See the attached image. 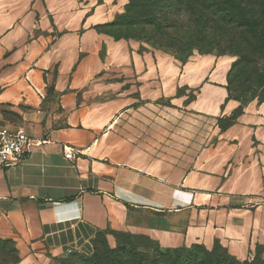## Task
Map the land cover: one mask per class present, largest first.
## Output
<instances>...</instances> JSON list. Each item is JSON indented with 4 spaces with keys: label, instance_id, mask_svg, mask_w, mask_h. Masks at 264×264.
I'll return each instance as SVG.
<instances>
[{
    "label": "crops",
    "instance_id": "1",
    "mask_svg": "<svg viewBox=\"0 0 264 264\" xmlns=\"http://www.w3.org/2000/svg\"><path fill=\"white\" fill-rule=\"evenodd\" d=\"M122 7L119 0H0V58L10 64L0 72V105L21 121L10 128L0 115V127L20 128L39 143L21 164L0 171V239L14 242L17 264L91 255L93 239L106 230L142 234L161 248H211L218 241L243 260L256 244L264 246V102L243 106L222 134L229 135L228 161L219 167L230 172L229 187L241 188L223 184L213 193L190 191L188 175L172 179L110 160L97 147L99 131L82 126L91 120L83 99L94 76L113 71L120 78L110 84L117 85L116 100L106 108L125 106L126 70L143 80L137 88L147 90L148 105L162 86L151 52L95 29ZM216 89L224 114L238 108L224 102L225 88ZM200 104L198 98L197 112ZM64 147L73 150L72 160Z\"/></svg>",
    "mask_w": 264,
    "mask_h": 264
},
{
    "label": "rangeland",
    "instance_id": "2",
    "mask_svg": "<svg viewBox=\"0 0 264 264\" xmlns=\"http://www.w3.org/2000/svg\"><path fill=\"white\" fill-rule=\"evenodd\" d=\"M119 2L123 5L120 13L122 14L128 0H119ZM103 31L116 38L122 36L118 30L113 28L105 27ZM124 40L138 45L137 51L151 52V62H155L157 66V81L162 86L160 89L157 88L155 95L151 96L155 99L148 105L147 90L141 91L137 88L142 79L132 74L130 70H126L124 76H121L123 83L121 92L125 93L122 97L125 100L123 102L125 106L120 104L118 107L115 105L113 108H106L104 106L106 102L116 100L117 85L111 86L110 84L120 79L117 78V73L113 71L106 75L101 73L86 83L85 88H90L86 91L83 103L85 104L84 109L88 108V113H91L89 117L91 120L83 121L82 126L99 131L96 134V139L99 140L97 146L99 150L114 162H128L136 168L161 172L167 178L176 179L188 175L190 191L200 186L207 193H213L223 184L226 185L227 190L240 189L241 187L236 185L229 187L228 181L224 180L228 178L230 172L227 168L222 170L219 167L221 161H228L229 135L222 137V134L232 125L237 113H223L222 94L216 89L217 87L227 89L228 81L232 79L230 69L235 58L227 54L216 57L199 55L195 52L183 65L173 55L159 50L152 44ZM7 65L10 66L5 63V59L0 58V72H3ZM167 72L170 75L165 74ZM254 72L255 76L247 75L246 79L239 77L238 85L252 87L256 91L261 86L264 73L262 63L254 69ZM4 76L5 74L0 73L1 78ZM106 87L108 91L104 90ZM253 94L256 92L234 95L239 100L235 102L245 106L264 99V97L257 99ZM198 98L201 101L198 109L202 112H197L195 106ZM228 98L234 101V97L227 93L224 102ZM219 109H221V114ZM0 115L7 123L4 126L18 127L21 123L19 116L4 105H0ZM213 166H218V168ZM247 173L248 176H252L251 170ZM198 177H201L202 181L197 182ZM171 182L174 184L175 181ZM253 182L248 181L250 185L246 187L254 189L255 186L251 185ZM122 233L140 238L137 240L139 242L138 251L148 254L150 259L155 256L161 257L162 250L166 249H159L153 256V249L158 245L156 241L142 234ZM118 242L126 243L127 237L113 235L111 243L108 242L107 237L106 243L102 237L96 241L101 251L106 247L114 250ZM193 245L202 246L192 244L169 249H190ZM206 249L214 250L219 257L226 260L227 263L224 261V264H229L233 259L231 255L226 256L228 254L224 247L218 243ZM18 259L19 252L14 242L0 239V264H13ZM69 259L68 256L51 258L47 264H67ZM234 259L241 263L264 264V246L256 244L245 259Z\"/></svg>",
    "mask_w": 264,
    "mask_h": 264
},
{
    "label": "trees",
    "instance_id": "3",
    "mask_svg": "<svg viewBox=\"0 0 264 264\" xmlns=\"http://www.w3.org/2000/svg\"><path fill=\"white\" fill-rule=\"evenodd\" d=\"M109 27L122 36L114 37L103 31ZM98 32L116 40L142 41L170 53L181 64H185L196 52L199 55L221 57L229 55L235 60L231 65L232 79L226 89L234 101L237 94H253L264 97V73L261 86L255 91L252 87L238 85L237 79L255 76L254 69L262 63L264 71V0H128L124 12L116 15L111 23L97 26ZM125 41V40H124ZM248 81V80H247ZM255 98V97H254ZM230 98H228L229 100ZM263 100H259L261 104ZM243 104L233 113L232 123L242 114ZM231 123V124H232ZM127 237L126 243L118 242L114 250L106 247L100 250L97 239L107 236ZM138 237L119 231L98 232L92 241V254L70 252L67 264H224L226 260L203 245H193L190 249L162 250L161 257L148 258L138 251ZM220 244L218 241L214 242ZM213 244V245H214ZM221 245V244H220ZM223 246V245H222ZM224 247V246H223ZM161 247L153 249V256ZM225 252L230 256L227 249ZM217 255V257H216ZM231 259L229 264H259L238 262ZM14 261L13 264L18 263ZM207 262V263H206ZM227 263V262H226Z\"/></svg>",
    "mask_w": 264,
    "mask_h": 264
},
{
    "label": "built area",
    "instance_id": "4",
    "mask_svg": "<svg viewBox=\"0 0 264 264\" xmlns=\"http://www.w3.org/2000/svg\"><path fill=\"white\" fill-rule=\"evenodd\" d=\"M38 144L20 128L0 127V171L21 164L29 155L31 149ZM64 158L67 160L74 158L71 148L64 147Z\"/></svg>",
    "mask_w": 264,
    "mask_h": 264
},
{
    "label": "bare ground",
    "instance_id": "5",
    "mask_svg": "<svg viewBox=\"0 0 264 264\" xmlns=\"http://www.w3.org/2000/svg\"><path fill=\"white\" fill-rule=\"evenodd\" d=\"M222 71V70H221Z\"/></svg>",
    "mask_w": 264,
    "mask_h": 264
}]
</instances>
